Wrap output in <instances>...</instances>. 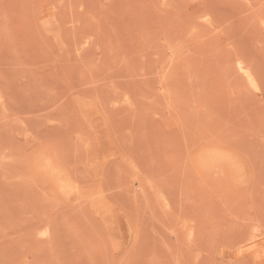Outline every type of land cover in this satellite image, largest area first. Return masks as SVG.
<instances>
[{
	"label": "rangeland",
	"instance_id": "obj_1",
	"mask_svg": "<svg viewBox=\"0 0 264 264\" xmlns=\"http://www.w3.org/2000/svg\"><path fill=\"white\" fill-rule=\"evenodd\" d=\"M0 264H264V0H0Z\"/></svg>",
	"mask_w": 264,
	"mask_h": 264
},
{
	"label": "bare ground",
	"instance_id": "obj_2",
	"mask_svg": "<svg viewBox=\"0 0 264 264\" xmlns=\"http://www.w3.org/2000/svg\"><path fill=\"white\" fill-rule=\"evenodd\" d=\"M50 12H51V11H50ZM53 14H54V13H53ZM50 16H51V15H50ZM50 16H49V17H50ZM245 67H246V66L240 65V66H239V70H240V71H243V72H245V73H247V72L245 71ZM246 68H248V67H246ZM247 70H248V69H247ZM250 71H251V70H250ZM250 71H249V72H250ZM251 72H252V71H251ZM252 73H253V72H252ZM253 77H254V76H253ZM254 78H256V77H254ZM257 81H258V80H256V82H257ZM247 82H248V81H247ZM258 84H259V83H258ZM249 86H250V84H249ZM259 88H260V86H259ZM94 212H95V211H94ZM256 247H257V245H256ZM257 248H258V247H257Z\"/></svg>",
	"mask_w": 264,
	"mask_h": 264
}]
</instances>
